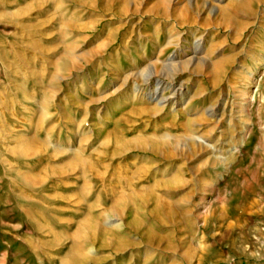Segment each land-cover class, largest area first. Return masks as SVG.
Returning a JSON list of instances; mask_svg holds the SVG:
<instances>
[{
	"label": "rangeland",
	"instance_id": "1",
	"mask_svg": "<svg viewBox=\"0 0 264 264\" xmlns=\"http://www.w3.org/2000/svg\"><path fill=\"white\" fill-rule=\"evenodd\" d=\"M0 264H264V0H0Z\"/></svg>",
	"mask_w": 264,
	"mask_h": 264
},
{
	"label": "bare ground",
	"instance_id": "2",
	"mask_svg": "<svg viewBox=\"0 0 264 264\" xmlns=\"http://www.w3.org/2000/svg\"><path fill=\"white\" fill-rule=\"evenodd\" d=\"M196 45H199V44H196ZM194 57V56H193ZM193 57H190V60L188 61V63H190V62H192L193 61ZM175 60V58L174 59H171L170 61L171 62H169V63H167V64H165V68L167 69V70H171V69H174V67H173V65H175V64H177V62H175L174 61ZM176 73V72H175ZM174 73V74H175ZM151 75L152 74H150V75H148L147 76V79H152L153 77H151ZM169 78H170V76H169ZM173 78V77H172ZM167 80V79H166ZM161 83V80L159 79L158 81H157V85L158 84H160ZM173 85V82H171L168 86L169 87H171ZM180 86H181V84H179ZM163 85H160V87H159V89L156 91V89H154L153 91H151V93L148 95V100H150L151 102H153L155 105L154 106H156V111H155V113H153L155 116H158L159 115V113L163 110L162 108L164 107V106H166V102H168L169 101V99L170 98H174V97H177V95H179L180 94V92H179V90L181 91V87H178V89L177 90H175L174 89V87L172 88V91L174 90V92H173V94L171 95V96H167V97H160L159 96V92H160V89H161V87H162ZM166 89V88H165ZM101 103V102H100ZM169 103V102H168ZM246 104V103H245ZM165 108V107H164ZM243 111V110H242ZM241 111V112H242ZM245 112V111H244ZM247 112V111H246ZM207 114L209 115V116H212L213 115V110L212 109H209L208 111H207ZM240 117V116H239ZM244 124V123H243ZM153 137V136H152ZM155 137V136H154ZM157 138V137H156ZM155 139V138H154ZM156 140V139H155Z\"/></svg>",
	"mask_w": 264,
	"mask_h": 264
}]
</instances>
